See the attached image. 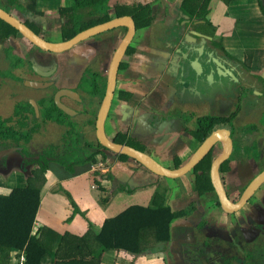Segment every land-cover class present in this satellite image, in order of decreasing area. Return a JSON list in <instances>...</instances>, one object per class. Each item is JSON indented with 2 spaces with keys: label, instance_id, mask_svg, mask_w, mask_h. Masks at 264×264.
Masks as SVG:
<instances>
[{
  "label": "flooded vegetation",
  "instance_id": "1",
  "mask_svg": "<svg viewBox=\"0 0 264 264\" xmlns=\"http://www.w3.org/2000/svg\"><path fill=\"white\" fill-rule=\"evenodd\" d=\"M22 2L23 8L13 7L10 13L49 41H65L94 25L132 17L135 33L120 61L105 120L113 128L114 118L121 122L112 140L143 150L170 168L191 163L190 171L179 179L195 185L198 198L179 205L177 211H185L183 216L197 210L219 212L222 222H211L203 213L189 218L179 238L170 243L175 264H264V34L250 42L242 39L248 33L237 41L228 39L214 30L209 15H201L204 4L194 16L185 0H166L160 8L159 0H108L93 11L80 8L85 3L72 4L53 11L59 20L52 19V12L48 16ZM137 11H147L142 16L152 20L137 18L133 15ZM75 28L77 33L69 37ZM128 31L127 24L115 25L63 51L40 47L17 27L9 37L0 38V89L11 86L1 97L9 104L7 112L0 110L1 187L14 185L18 173L31 175L43 165L44 156L58 161L46 155V148L35 146L37 126L26 140L28 132L21 130L28 122L39 118L47 129L63 128V143L67 133L89 137L93 124L97 132L110 65ZM54 32L59 33L52 36ZM139 55L147 56L145 68L130 71ZM13 58L16 64H11ZM4 69L8 74L2 73ZM121 83H139L140 90H121ZM121 101L126 106L116 115ZM90 143L84 142L88 152L98 147ZM215 165L235 203L256 184L236 210L228 211L221 201L213 180Z\"/></svg>",
  "mask_w": 264,
  "mask_h": 264
},
{
  "label": "crops",
  "instance_id": "2",
  "mask_svg": "<svg viewBox=\"0 0 264 264\" xmlns=\"http://www.w3.org/2000/svg\"><path fill=\"white\" fill-rule=\"evenodd\" d=\"M60 1L61 3L58 4L57 8L49 9L48 4L52 3V0H39L38 9L40 11L45 10L48 16H50L51 12L54 10V12H56L65 7L67 2L72 4L69 0ZM104 1L105 0H101L100 3L103 4L102 2ZM181 1L182 0H174V3H181ZM159 2L158 4L156 3L158 8L165 5L166 0H159ZM100 3L96 2V4ZM243 10L255 11L256 13L253 16H244L240 19L239 13L243 12ZM209 11L210 14L208 17L214 22V30H217L218 34L226 35L228 39L237 41L235 38L243 33H248L245 36L264 34V14L261 13L259 0H231L230 3L225 0H211ZM133 15L138 18V11L133 13ZM52 17L53 20H59V16L56 15V13ZM226 18H231L233 20V30H229L226 26H223ZM245 22H249L245 27L238 26V23L244 25ZM239 28H241L240 31H238ZM206 29H208V27ZM145 57L147 58V56L142 55L135 58L137 60L133 61V68L130 71L141 67L145 68ZM139 85V83H136V85L121 83L120 88L121 90H140ZM124 106H126V104L122 101L117 102V109L115 110L116 115H120V110ZM116 121H118L116 118L112 121L115 126V131L121 128V122ZM107 123L108 122H105V130ZM161 147L162 146L158 149L160 153L164 151ZM92 152L97 153V163H93L92 161L76 163L74 165V171H69L66 175L62 174L61 170H57L53 166L49 169V175L46 177L47 179L43 186L42 202L37 216L35 231L42 229L46 231L44 237L48 240L47 242L53 246V252H49L43 257L42 264H81L79 259L68 258L67 255L63 256V258L56 257L57 251L62 246L63 236L68 233L83 237L87 236L86 240H79V242L74 244L64 241L63 244L65 248L71 251L73 245L76 252H81L83 247L86 252L94 249L95 253H98L100 246L96 240L95 234L100 230L106 217L115 216L131 205L125 203L130 193L138 197L144 196L142 193L143 191H148L146 202L141 203L145 206H154L155 197H160L163 198L161 201L164 200V203L170 205L172 210L177 211V209H179L178 203H176V205L174 203H169L164 192L159 191L180 187L177 184V180L180 177L168 178L157 176L146 167H144L146 171L132 167V164H130L128 160L132 158L129 157L127 160H121L118 154H108L104 149L94 148ZM102 153H104L105 159H102ZM53 161L57 162L55 160ZM29 174L30 173L26 175L28 180L29 176L32 175ZM170 179L174 182L172 185L168 181ZM90 181L93 182L91 190H89ZM26 184L22 183L21 180L15 179V184L11 185V189L14 186H24ZM94 185L96 187H94ZM149 185H154L157 191L155 188H148L147 186ZM187 187L191 190L189 185H187ZM145 188L147 190H144ZM3 189H5V187L0 186V192H2L1 190ZM188 193L189 192L185 190L183 194H176L179 202H182L180 206H186L193 200L192 196H190L191 193ZM181 216L183 217V215ZM181 216L174 218L171 222L169 242L163 240L157 241L154 239L153 234H151L150 239L143 243L145 248L144 252L132 254L124 250H108L104 252L102 264H175L173 257L174 250H171L170 243L179 238L180 232L187 227L189 224L188 219L191 218L190 216H184L183 221L177 220ZM156 243H166L169 247L158 251L155 246ZM78 245H81V247ZM23 254L24 252L18 250L13 251L10 255L8 264H21V257ZM1 259L2 257L0 256V264Z\"/></svg>",
  "mask_w": 264,
  "mask_h": 264
},
{
  "label": "trees",
  "instance_id": "3",
  "mask_svg": "<svg viewBox=\"0 0 264 264\" xmlns=\"http://www.w3.org/2000/svg\"><path fill=\"white\" fill-rule=\"evenodd\" d=\"M30 3V10H37L39 0H25ZM72 4H84V2L100 3L101 0H69ZM105 0L104 2H106ZM211 1V0H210ZM210 1L206 0H185V3L191 8V14L198 12L199 4H204L206 10L201 11L202 16L210 14ZM229 2L231 0H225ZM260 5L262 4V0ZM102 2V3H104ZM0 5L8 12H11L13 7L23 8L22 0H5ZM263 5V4H262ZM197 10V11H196ZM147 11L140 13V19L144 18L145 22H150L152 18L146 15ZM211 23V22H210ZM15 29L10 23L0 17V38L9 37L12 30ZM77 28L74 29L69 37L77 33ZM30 140V136L26 137ZM124 142V141H119ZM97 148L104 147L96 141ZM94 147V143H90ZM90 153V154H89ZM53 155L55 153L52 152ZM66 154V153H64ZM64 154L60 153L56 156L57 162L64 164L69 171H74L76 163L92 161L97 163L96 152H88L78 156L67 157L65 160ZM102 159H105L102 153ZM121 160H127L129 156L118 154ZM43 165L33 169V173L29 176V180L24 186H14L8 193L0 192V256L1 264H8L10 255L13 251L24 252L26 255L25 264H42L43 257L49 252H53L51 246L44 237L46 231L44 229L35 231L37 216L42 202L43 187L39 181L46 178V173L51 167L53 160L46 156L42 158ZM91 162V163H92ZM44 177V178H43ZM47 179V178H46ZM201 190H208L209 187L198 186ZM160 197H155L154 206H145L143 204L134 203L125 208L122 212L112 217H106L100 227V230L95 234L96 240L100 246L98 253L94 249L86 252L82 247L81 252H76L72 245L71 251L64 247L65 242L72 244L79 240H86V236H78L71 233L63 236L61 248L57 251L56 257L68 256L71 259H79L81 264H102V257L105 251L108 250H124L129 253L137 254L144 252L143 243L150 239L151 234L155 240L170 241L171 222L185 213V211H174L171 206L161 201ZM81 247V245H78ZM56 264V263H55ZM60 264V263H57Z\"/></svg>",
  "mask_w": 264,
  "mask_h": 264
},
{
  "label": "water",
  "instance_id": "4",
  "mask_svg": "<svg viewBox=\"0 0 264 264\" xmlns=\"http://www.w3.org/2000/svg\"><path fill=\"white\" fill-rule=\"evenodd\" d=\"M262 4L264 6V0H262ZM0 17L4 19L5 21H7L8 23H10L11 25L17 27L24 35H26L29 39H31L35 44L39 45L40 47L44 49L53 50V51L67 50L73 47L75 44L82 41L83 39L89 38L93 34L104 31L115 25L127 24L129 26V31L126 34V37L120 43L119 47L117 48L113 56V59L110 65L108 78H107V88H106L105 97L100 106L97 121H96V127H97L96 134H97L98 141L101 145L104 146V150L108 152V154H113V155L125 154L129 156L130 158L136 160L140 164H142V166L146 167L149 171H151L157 176L177 178V177L185 175L188 171H190L192 167L191 163L190 164L188 163L178 168L167 167L161 164L159 161H157L156 158H154V156H152L151 154L143 150H140L136 147H133L129 144L112 140L111 138H109V136L106 133L105 120H106L109 108L111 106L112 98L114 95L118 67L122 59V56L124 55V52L127 46L129 45L132 39V36L135 33V29H136V25L134 24L131 16H122V17L114 18L108 22H103V23L94 25L88 29H85L79 32L77 35H75L71 39H68L65 41H49L43 38L42 36L37 34L33 29H31L28 25H26L19 17L6 11L2 7H0ZM58 102L60 103L59 98H58ZM60 104L65 109H67V107L64 106L63 103H60ZM212 173H213V180L215 183L216 190L221 198L222 203L224 204V207L228 211H233L241 207L242 204L247 201L248 196L251 194V192L256 186V184L251 185L247 189L243 199L240 202L235 203L230 200L228 193L226 192L225 186L223 185V182L220 178L219 167H217V165H215Z\"/></svg>",
  "mask_w": 264,
  "mask_h": 264
},
{
  "label": "rangeland",
  "instance_id": "5",
  "mask_svg": "<svg viewBox=\"0 0 264 264\" xmlns=\"http://www.w3.org/2000/svg\"><path fill=\"white\" fill-rule=\"evenodd\" d=\"M47 1H51V0H47ZM66 1V0H65ZM113 2L116 0H112ZM168 2H173V0H167ZM206 1H210V0H206ZM122 2H133V0H122ZM61 3V1H55V0H52V3L48 4V7L49 9H52V8H57L58 7V4ZM84 6H81L80 8H87L88 10H91L93 11L94 9H96V6L98 8H100V5L99 4H96L95 6L93 5H89V4H92L91 2H84ZM211 3V1L209 2ZM101 4V3H100ZM103 4H108V2H104ZM72 4H70L69 2H67L65 4V6H70ZM55 11V10H54ZM78 10H76L75 12H77ZM205 11V10H204ZM57 12V11H56ZM83 12V11H82ZM54 13V12H52ZM255 11H245L243 10V12H240L239 13V17L240 19L244 16H253L255 15ZM232 19L230 18H226L224 20V25L223 26H226L229 30H233L234 29V25L232 24ZM241 23V21H240ZM240 23H238V26L239 27H245L247 23L249 22H245L244 25H241ZM92 24V22H91ZM241 28L238 29V31H240ZM59 32H54L52 34V36H57ZM259 36L260 35H257V34H254V35H248V36H245L243 37L244 41H247V42H250V41H257L259 39ZM246 42H243V45L245 44ZM11 64H16V59L13 58L12 59V63ZM2 73L3 74H8V69H4L2 70ZM5 88H9L10 91H11V86L10 84H6L4 88L0 89V110L3 111V112H7L9 110V104H6L7 102H4L2 101V95H4L3 93V90ZM102 93V89L100 87L99 91H98V94H101ZM15 105H16V100H13L12 101ZM20 104H18L19 106ZM14 105L12 104L10 106L11 109H13ZM18 108V107H17ZM185 117L186 116V113L184 114ZM39 118L35 119V121L33 123H30L28 122L27 126H25V129H22L21 132H28L27 133V136H29L30 132H31V129H34V127L37 126V129L34 131V136H35V146L38 148V149H42V147L46 148V155L47 156H50V157H56L60 154V151L62 154H64L65 156V160H67V157H71V156H80V155H83L85 154V152L87 151L86 150V147L84 146V142H93L95 143L96 140H97V134L96 132H94V124L92 126V131L90 132V136L89 137H82V136H79L78 134H69L67 133V140L65 141V143L62 142L61 140V136H65L66 134H62L63 133V128H59V126L57 125H52L49 127V129H47V126L45 125L44 122H41L38 121ZM78 124V122H76ZM26 124V123H25ZM106 133L107 135L113 139L116 135H117V132L114 130V128L109 125L108 123L106 124ZM32 137V136H31ZM61 145V146H59ZM61 147V149H60ZM55 153V155L52 154ZM90 154V153H89ZM129 163L132 164V167H136L138 169H141L143 171H146V169L144 168V166L142 167L141 165H139L135 160L133 159H129ZM63 165V166H62ZM51 166H53L54 168H56L57 170H61V173L62 174H68L69 173V169L62 163H59V162H52ZM63 167V168H62ZM49 170L48 172L46 173V177L49 175ZM17 176L19 177H15L14 179H17V180H21L22 183L26 184V182L28 181V178H26L25 175H23V173L21 172L20 174H16ZM44 178V177H43ZM26 179V180H25ZM171 185L174 183L173 180H168ZM40 184L42 185V187L44 186L45 182H46V178H44V180L42 181H39ZM92 183L90 181L89 183V190L92 189ZM177 184L180 186L176 189H163L162 191H159V192H164L166 198H167V201L169 203H174L176 205V203H178L179 205L182 204V202H179V200L177 199L176 197V194H183V191L187 190L192 196L193 200L198 198V190H197V187H195V185H190L189 184V181H187L185 178L184 179H178L177 180ZM187 185L190 186L191 190L187 187ZM151 186V187H150ZM148 188L150 189H153L155 188L154 185H149L147 186ZM10 188L11 187H7L2 191V193H8L10 191ZM156 191H157V188H155ZM144 190H147L146 188ZM66 192V191H65ZM144 196H138V197H135V194H129L128 198L125 200V203L127 204H134V203H145L146 200H147V195H148V191H143L142 192ZM68 194V193H67ZM108 195V194H107ZM172 200V201H171ZM174 201V202H173ZM206 206L208 204H205ZM78 206V205H77ZM80 207V206H79ZM80 209V208H79ZM188 213L191 212V210L187 211ZM193 212H196V213H193L190 215V217H194V219H198L199 218V214L198 213H203L205 214V217L209 218L211 222H214L216 224H220L222 223L221 222V218H220V213L219 212H212L210 214H208V212H203L201 210H197V211H193ZM184 219V216L180 217L179 219L177 220H180V221H183ZM208 220V219H207ZM156 248L158 249V251H160V249L163 250V248H167L169 247L168 244H161V243H156L155 244Z\"/></svg>",
  "mask_w": 264,
  "mask_h": 264
},
{
  "label": "built area",
  "instance_id": "6",
  "mask_svg": "<svg viewBox=\"0 0 264 264\" xmlns=\"http://www.w3.org/2000/svg\"><path fill=\"white\" fill-rule=\"evenodd\" d=\"M94 187H96V186L94 185ZM25 262H26V255L23 254L21 257V264H25Z\"/></svg>",
  "mask_w": 264,
  "mask_h": 264
}]
</instances>
